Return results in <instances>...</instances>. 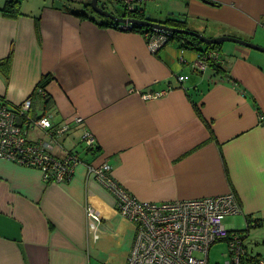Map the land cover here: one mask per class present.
Masks as SVG:
<instances>
[{
  "label": "crops",
  "instance_id": "crops-1",
  "mask_svg": "<svg viewBox=\"0 0 264 264\" xmlns=\"http://www.w3.org/2000/svg\"><path fill=\"white\" fill-rule=\"evenodd\" d=\"M7 1L0 0V61L9 59L8 75L0 70V101L20 104L49 76L50 103L44 108L33 95L29 115L70 122L51 152L72 150L82 163L58 183L0 159V264L127 263L134 226L116 211L114 194L86 176L87 163H110L113 178L140 201L232 191L245 222L264 224L263 52L221 43L214 60L225 73L200 70L199 51L183 40L152 52L140 32L79 17L90 0H17L15 17L2 13ZM141 7L155 21L178 12L185 28L207 37L264 46V0H147ZM76 116L83 121L76 124ZM25 129L32 142L51 140L37 126ZM84 131L96 148L80 145ZM86 205L99 223H88Z\"/></svg>",
  "mask_w": 264,
  "mask_h": 264
},
{
  "label": "built area",
  "instance_id": "built-area-1",
  "mask_svg": "<svg viewBox=\"0 0 264 264\" xmlns=\"http://www.w3.org/2000/svg\"><path fill=\"white\" fill-rule=\"evenodd\" d=\"M106 1L120 4L125 12H129L147 0ZM130 24L120 23V27L126 28ZM171 33L154 28V32L143 35L150 51L157 52L170 40ZM217 57L218 53L214 51L199 53L195 65L205 70L207 58ZM37 91L41 96L45 94L43 88H37ZM161 94L144 93L143 97L148 99ZM31 106L32 98L29 97L16 106L0 101V159L36 167L47 180L66 182L82 161L72 150L58 157L51 148L58 143L59 136L69 131L71 123L54 125L45 115L32 118L29 115ZM73 121L79 124L83 118L76 116ZM31 124L44 130L51 140L30 141L25 126ZM81 142L89 149L96 144L93 134L88 131L81 135ZM85 167L87 177H94L114 194L116 211L134 226L126 264H210V247L222 240L228 246V258L224 264H264L262 257H248L243 236L238 230L227 228L223 221L226 216L241 212L234 192L184 200L140 201L113 178L112 167L107 161L98 165L87 163ZM85 211L89 224L101 221L100 214L91 205H86Z\"/></svg>",
  "mask_w": 264,
  "mask_h": 264
},
{
  "label": "trees",
  "instance_id": "trees-1",
  "mask_svg": "<svg viewBox=\"0 0 264 264\" xmlns=\"http://www.w3.org/2000/svg\"><path fill=\"white\" fill-rule=\"evenodd\" d=\"M103 4L106 7V4L105 3H103ZM85 8L87 9L86 12L85 11L84 12H80V13H77V15L79 17H81V18H87V19H90V20L94 21L100 27L113 26V27H116V28H119V29H123V30L137 31V32H140L142 34H145L146 32H150V33L154 32V27L141 26V25H138V24H130V25H127L126 28H121L120 27V23L114 22V21L110 20L109 18L94 12V10L91 7L90 1L85 3ZM2 13L4 15L8 16V17H15V16L19 15L20 14V8H19L18 1L17 0H9V1H7L6 4L2 8ZM115 15L131 17V18H136V19H144L146 13L144 11V8L140 7L138 9L136 8V9H134L132 11H129V12L123 11V13L120 14V15H118L116 13ZM161 22L165 23L166 25L172 26V27L185 28V22H181L179 20L166 18V19H164ZM169 39L170 40H173V39L183 40L182 44L188 45V46H191V47L197 49L199 51V53L206 54V53H209L210 51H214V52H217L218 56H219V52H218L219 50H217V49L219 48L221 43H219V44H205V43L201 42L197 37L192 36V35L183 34V33H171V36H170ZM207 63H208L209 67H211L213 70H215V72H217V73L218 72L219 73H225V71L221 67V65L218 64L217 62H215L214 59L207 58ZM0 70L5 76L8 75V70H9V59L8 58L0 61ZM49 79H50L49 76H44L42 78V80L40 82H38L33 94L31 96H29V98H32L33 95L41 96L39 94V92L37 91V88H43L44 89L45 85L48 83ZM41 99H42L43 107L46 108L47 105L50 103V99H51L49 94L45 91V94L43 96H41ZM194 109H195L197 115L200 118H202V120L205 121V119L202 116L200 107L196 103H194ZM206 125L208 126L209 132L211 133V135H213V131H212L211 125L209 123H207V122H206ZM94 148H96V144H95L94 147H92L90 149H94ZM246 222H247L246 225L248 227L250 226L251 223L253 225H261L262 224V222L260 220H258V219H254L253 221H251L247 217H246Z\"/></svg>",
  "mask_w": 264,
  "mask_h": 264
},
{
  "label": "rangeland",
  "instance_id": "rangeland-1",
  "mask_svg": "<svg viewBox=\"0 0 264 264\" xmlns=\"http://www.w3.org/2000/svg\"><path fill=\"white\" fill-rule=\"evenodd\" d=\"M101 2L106 4V8L118 15L123 13V7L120 4H114L107 2L106 0H100ZM223 46L236 45L240 44L232 41H224L222 42ZM223 50V47H222ZM224 52H222L223 55ZM80 145L85 147L84 143L81 142ZM80 146V147H81ZM224 223H233L234 229L238 230V232L243 236V243L247 249L249 258L262 257L264 258V224L261 225H253L252 223L248 227L246 225L244 217L238 213L234 215H229L224 218ZM228 246L226 241H217L215 242L209 250L208 260L210 264H224L225 260H227L228 256ZM201 255V254H196Z\"/></svg>",
  "mask_w": 264,
  "mask_h": 264
},
{
  "label": "water",
  "instance_id": "water-1",
  "mask_svg": "<svg viewBox=\"0 0 264 264\" xmlns=\"http://www.w3.org/2000/svg\"><path fill=\"white\" fill-rule=\"evenodd\" d=\"M90 4L94 12L105 16L109 18L110 20L117 22V23H131V24H138L141 26H151L154 28H159L163 29L166 31H170L172 33H183L187 35H192L197 37L201 42L205 44H219L224 41H232L236 42L238 44H241L243 46L261 51L264 53V46L243 40L237 37L233 36H227V35H222V36H217V37H207L199 32L187 29V28H177V27H172L169 25H166L165 23L161 21H154L151 19L150 14L146 13L144 19H136V18H131V17H125V16H117L114 13L110 12L105 8V5L103 3H99V0H90ZM137 9L140 8L139 6L136 7ZM168 19H174V20H179L181 22L184 21V18L181 17V14L178 12H168Z\"/></svg>",
  "mask_w": 264,
  "mask_h": 264
},
{
  "label": "flooded vegetation",
  "instance_id": "flooded-vegetation-1",
  "mask_svg": "<svg viewBox=\"0 0 264 264\" xmlns=\"http://www.w3.org/2000/svg\"><path fill=\"white\" fill-rule=\"evenodd\" d=\"M106 8V7H105ZM107 9V8H106ZM108 10V9H107Z\"/></svg>",
  "mask_w": 264,
  "mask_h": 264
}]
</instances>
